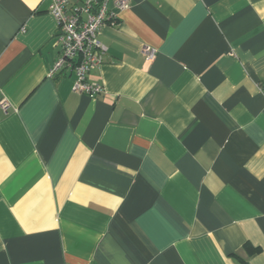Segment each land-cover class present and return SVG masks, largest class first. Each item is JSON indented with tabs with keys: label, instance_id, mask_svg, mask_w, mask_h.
Here are the masks:
<instances>
[{
	"label": "crops",
	"instance_id": "obj_1",
	"mask_svg": "<svg viewBox=\"0 0 264 264\" xmlns=\"http://www.w3.org/2000/svg\"><path fill=\"white\" fill-rule=\"evenodd\" d=\"M128 1L89 97L0 0V264H264V0Z\"/></svg>",
	"mask_w": 264,
	"mask_h": 264
},
{
	"label": "built area",
	"instance_id": "obj_2",
	"mask_svg": "<svg viewBox=\"0 0 264 264\" xmlns=\"http://www.w3.org/2000/svg\"><path fill=\"white\" fill-rule=\"evenodd\" d=\"M112 2L114 10L121 12L129 7L128 0H82L78 7L68 8V0H50L48 12L53 18L57 36L55 45L59 55L48 77L62 70L74 75L73 92L95 97L102 92V87L89 84L87 75L97 69L103 60L106 47L99 40L100 28L106 23L113 24L115 13L109 12L108 5ZM149 59L154 52L145 50ZM5 112L6 102L0 104Z\"/></svg>",
	"mask_w": 264,
	"mask_h": 264
}]
</instances>
